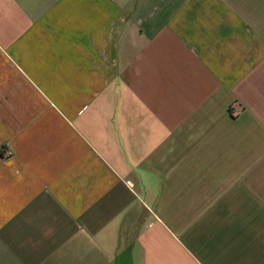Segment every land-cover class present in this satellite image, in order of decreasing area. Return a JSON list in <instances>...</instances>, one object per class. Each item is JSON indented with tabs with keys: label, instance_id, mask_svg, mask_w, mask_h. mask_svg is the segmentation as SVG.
I'll return each instance as SVG.
<instances>
[{
	"label": "crops",
	"instance_id": "crops-1",
	"mask_svg": "<svg viewBox=\"0 0 264 264\" xmlns=\"http://www.w3.org/2000/svg\"><path fill=\"white\" fill-rule=\"evenodd\" d=\"M0 264H264V0H0Z\"/></svg>",
	"mask_w": 264,
	"mask_h": 264
},
{
	"label": "built area",
	"instance_id": "built-area-1",
	"mask_svg": "<svg viewBox=\"0 0 264 264\" xmlns=\"http://www.w3.org/2000/svg\"><path fill=\"white\" fill-rule=\"evenodd\" d=\"M10 153H11V151L7 150L5 154H10Z\"/></svg>",
	"mask_w": 264,
	"mask_h": 264
}]
</instances>
